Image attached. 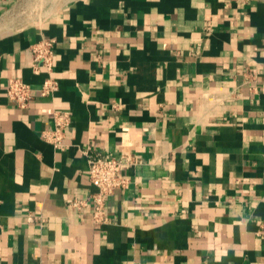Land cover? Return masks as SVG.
Listing matches in <instances>:
<instances>
[{
  "label": "crops",
  "instance_id": "crops-1",
  "mask_svg": "<svg viewBox=\"0 0 264 264\" xmlns=\"http://www.w3.org/2000/svg\"><path fill=\"white\" fill-rule=\"evenodd\" d=\"M88 155L128 179L103 223ZM263 220L264 0H0V264H264Z\"/></svg>",
  "mask_w": 264,
  "mask_h": 264
},
{
  "label": "built area",
  "instance_id": "built-area-1",
  "mask_svg": "<svg viewBox=\"0 0 264 264\" xmlns=\"http://www.w3.org/2000/svg\"><path fill=\"white\" fill-rule=\"evenodd\" d=\"M32 70L38 73L41 67L50 72L53 67V42L50 39H40L30 47ZM56 83L51 77H47L39 89L43 96L53 93ZM32 87L19 78L8 79L5 94L17 107H27L32 98ZM70 123L68 111L54 112L53 128L41 132V137L49 142L55 149L63 147L64 132ZM122 159L117 157H102L100 155H88V179L96 188L90 195L93 203L92 217L96 223L106 221L105 202L116 189L125 188L128 179L121 172ZM76 207L82 203L73 202ZM42 222V219L40 220ZM257 234L264 237V220L261 221Z\"/></svg>",
  "mask_w": 264,
  "mask_h": 264
},
{
  "label": "rangeland",
  "instance_id": "rangeland-1",
  "mask_svg": "<svg viewBox=\"0 0 264 264\" xmlns=\"http://www.w3.org/2000/svg\"><path fill=\"white\" fill-rule=\"evenodd\" d=\"M30 18V17H29ZM30 20H31V18H30Z\"/></svg>",
  "mask_w": 264,
  "mask_h": 264
}]
</instances>
